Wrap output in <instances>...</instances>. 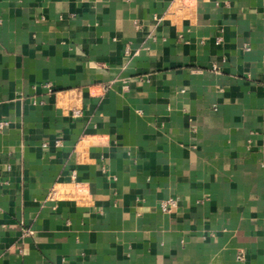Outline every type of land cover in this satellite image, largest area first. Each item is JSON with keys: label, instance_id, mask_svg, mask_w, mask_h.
I'll use <instances>...</instances> for the list:
<instances>
[{"label": "crops", "instance_id": "1", "mask_svg": "<svg viewBox=\"0 0 264 264\" xmlns=\"http://www.w3.org/2000/svg\"><path fill=\"white\" fill-rule=\"evenodd\" d=\"M0 122V264H264V0H0Z\"/></svg>", "mask_w": 264, "mask_h": 264}, {"label": "built area", "instance_id": "2", "mask_svg": "<svg viewBox=\"0 0 264 264\" xmlns=\"http://www.w3.org/2000/svg\"><path fill=\"white\" fill-rule=\"evenodd\" d=\"M126 54H129L128 50H126ZM72 116L73 117L80 116V110H78V109L73 110ZM6 126H7L6 122H0V129H3ZM174 206H175V202L173 200H168V201H165L164 203H162L160 205V208H161L162 212H169L172 208H174Z\"/></svg>", "mask_w": 264, "mask_h": 264}]
</instances>
